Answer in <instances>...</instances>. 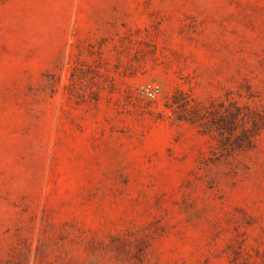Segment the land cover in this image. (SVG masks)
<instances>
[{
  "label": "rangeland",
  "instance_id": "1",
  "mask_svg": "<svg viewBox=\"0 0 264 264\" xmlns=\"http://www.w3.org/2000/svg\"><path fill=\"white\" fill-rule=\"evenodd\" d=\"M0 264H264V0H0Z\"/></svg>",
  "mask_w": 264,
  "mask_h": 264
},
{
  "label": "built area",
  "instance_id": "2",
  "mask_svg": "<svg viewBox=\"0 0 264 264\" xmlns=\"http://www.w3.org/2000/svg\"><path fill=\"white\" fill-rule=\"evenodd\" d=\"M147 95H148V96H151L152 93H151L150 91H147Z\"/></svg>",
  "mask_w": 264,
  "mask_h": 264
}]
</instances>
